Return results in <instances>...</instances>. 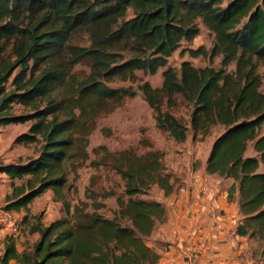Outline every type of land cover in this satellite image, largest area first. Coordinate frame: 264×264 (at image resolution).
<instances>
[{
    "label": "trees",
    "instance_id": "trees-1",
    "mask_svg": "<svg viewBox=\"0 0 264 264\" xmlns=\"http://www.w3.org/2000/svg\"><path fill=\"white\" fill-rule=\"evenodd\" d=\"M200 23L214 33L209 55H223V66H167L182 42L200 33ZM78 30L89 33L88 45L70 43ZM5 41L11 45L7 56ZM203 48L191 52L206 54ZM258 59H264V0H0V128L30 123L15 142L40 143L34 157L0 160V174L12 181L2 209H28L48 190L64 199L69 171L86 159L96 118L137 93L106 81L167 66L162 86L139 85L156 125L178 142L189 129L196 138L224 126L205 168L233 180L227 199L238 201L241 214L235 234L258 242L253 255L259 253L256 260L264 264V92ZM82 60L90 62L91 73L75 83L72 71ZM231 62L235 71L225 68ZM179 97L191 105L190 126L169 110ZM14 104L23 110L15 111ZM250 147L255 154H248ZM162 158L153 149L107 152L105 160L125 182L114 216L68 205L65 216L30 227L38 233L30 252L21 253L7 234L0 264H156L161 253L147 238L166 221L168 209L162 200L140 195L154 184L165 195L181 187Z\"/></svg>",
    "mask_w": 264,
    "mask_h": 264
},
{
    "label": "rangeland",
    "instance_id": "rangeland-1",
    "mask_svg": "<svg viewBox=\"0 0 264 264\" xmlns=\"http://www.w3.org/2000/svg\"><path fill=\"white\" fill-rule=\"evenodd\" d=\"M214 40V33L203 23H200V33L191 42L183 41L180 48L169 57L167 66L179 69L183 61H190L195 67H222L223 55L214 57L209 55ZM1 43L2 48H6L4 55H9L11 45L8 41ZM70 43L88 45L90 35L85 30H78L73 33ZM200 47H204L207 53L192 54L191 49L196 50ZM256 62L257 71L261 76L260 89L264 92V59H258ZM167 66L159 68L156 73L137 70L134 78L116 77L106 81V84L111 87L132 86L137 93L133 97L126 98L120 105L108 106L96 118L88 135L86 159L69 171L68 187L63 192L64 199L56 198L54 192L48 190L37 197L28 209L7 212L2 207L5 204L6 195L12 190V181L6 174H0V249L3 248L5 236L10 234L15 237L21 253L32 251L38 233L32 232L30 227L37 221L48 224L52 220L65 216L68 205L71 210L79 205L88 211L95 210L107 217H113L119 208L118 197L124 195L125 182L111 163L105 160L107 152L133 149L137 154H143L152 149L160 150L163 153L162 159L166 171L172 174L173 179L176 180V186L179 184L183 186L187 183L186 179L189 177L191 169L205 168L212 143L223 131L224 126L217 124L212 127L210 134L205 136L199 134L196 138H193V131L189 129L187 139L178 142L168 132L156 125L155 111L139 90V85L145 81L150 82L154 87L162 86L163 71ZM225 68L227 71H235L236 62H231ZM72 72L75 83L88 78L91 73L90 62L88 60L80 61L74 66ZM14 110L19 112L23 108L20 104H14ZM169 110L190 126L191 105L181 97L178 98V104ZM29 125L30 123H16L0 128V160L10 162L19 158L27 159L38 154L40 143L24 145L15 142L17 135L27 131ZM248 154H255L251 147ZM208 181L216 184L219 190L224 191L228 189L233 180L212 174L207 179ZM175 192L167 197L164 191L154 184L146 194L140 195V197L156 200L164 198L165 203V198L172 199ZM234 201L236 202V199ZM239 217H241L240 211ZM161 224L158 223L154 232L147 238V241L153 246L157 244V246L163 247L159 232ZM258 247V242L253 240L247 249L249 253L254 254L259 251ZM253 256L258 258L259 253ZM13 264L20 263L13 261Z\"/></svg>",
    "mask_w": 264,
    "mask_h": 264
},
{
    "label": "crops",
    "instance_id": "crops-1",
    "mask_svg": "<svg viewBox=\"0 0 264 264\" xmlns=\"http://www.w3.org/2000/svg\"><path fill=\"white\" fill-rule=\"evenodd\" d=\"M209 176L206 168L191 169L173 198L166 195L168 218L159 228L163 247L154 246L161 253L156 264H260L247 249L253 240L235 234L238 201L229 202L227 190L207 182Z\"/></svg>",
    "mask_w": 264,
    "mask_h": 264
}]
</instances>
